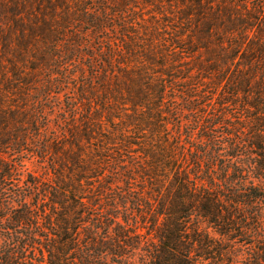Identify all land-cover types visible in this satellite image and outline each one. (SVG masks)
<instances>
[{
    "label": "trees",
    "instance_id": "obj_1",
    "mask_svg": "<svg viewBox=\"0 0 264 264\" xmlns=\"http://www.w3.org/2000/svg\"><path fill=\"white\" fill-rule=\"evenodd\" d=\"M115 1L0 0V264H264V0Z\"/></svg>",
    "mask_w": 264,
    "mask_h": 264
},
{
    "label": "rangeland",
    "instance_id": "obj_2",
    "mask_svg": "<svg viewBox=\"0 0 264 264\" xmlns=\"http://www.w3.org/2000/svg\"><path fill=\"white\" fill-rule=\"evenodd\" d=\"M116 0L115 2H117ZM151 2L153 3H148L144 2V0H128V12L126 14L128 17L131 18V20L135 23V29L136 31L142 36V38H146V33L147 31H163L162 36H165L169 40V38H172L171 36H176L178 35V32L175 33V30L177 29L178 26H180V8H183L184 5L179 3L176 0H152ZM113 10H116V8L113 7ZM169 16V17H168ZM167 19V22L165 20ZM109 26L115 25L116 23H119L117 20L116 22L108 21ZM85 29V27H82ZM86 30V29H85ZM184 32V35L186 34V30H181ZM166 33V34H164ZM161 34V33H159ZM182 36V35H181ZM186 38V37H185ZM90 39V38H89ZM93 39V38H91ZM86 43V40H85ZM97 41L93 42V45L96 46ZM220 45V43L218 44ZM216 46H217V41H216ZM84 50L87 52L89 50L87 47L84 48ZM12 52V51H11ZM14 60V59H13ZM79 62L77 59H75V62H73V71L80 70L81 67L78 64ZM7 65V64H5ZM3 70H2V64L0 63V77H2L0 80H3V76H1ZM64 82L68 83L69 80H64ZM74 84L75 81L72 83L71 89L67 90V86L63 87L62 89H65L68 92V95H65V93H62L61 97L63 99L64 105L67 107L69 106V99L67 97H71L72 93H74ZM64 90V91H65ZM59 92V91H58ZM8 99L9 103V98ZM54 103H52L50 107H55L57 112H55L53 115L52 113L51 116L53 119L55 118H60L62 115L59 111L60 106L56 104V99L53 100ZM52 132L58 131L59 135L62 136L61 130H57V120L52 123ZM24 162L26 164L27 171L24 174L25 178L27 179L28 176L27 174L31 173L34 174L35 176H43L46 167H49L47 163L41 162V160L37 156H30L24 155ZM247 252L248 249H245Z\"/></svg>",
    "mask_w": 264,
    "mask_h": 264
}]
</instances>
